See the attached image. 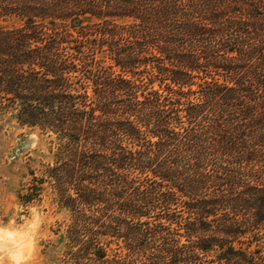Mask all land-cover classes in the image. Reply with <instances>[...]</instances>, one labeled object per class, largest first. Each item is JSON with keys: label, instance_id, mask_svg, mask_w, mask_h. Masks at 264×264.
I'll use <instances>...</instances> for the list:
<instances>
[{"label": "trees", "instance_id": "trees-1", "mask_svg": "<svg viewBox=\"0 0 264 264\" xmlns=\"http://www.w3.org/2000/svg\"><path fill=\"white\" fill-rule=\"evenodd\" d=\"M6 112L60 140L63 264H264V0H0Z\"/></svg>", "mask_w": 264, "mask_h": 264}, {"label": "rangeland", "instance_id": "rangeland-1", "mask_svg": "<svg viewBox=\"0 0 264 264\" xmlns=\"http://www.w3.org/2000/svg\"><path fill=\"white\" fill-rule=\"evenodd\" d=\"M59 142L12 112L0 115V264H63L66 258L73 211L49 181L27 197L38 185L34 177H46L53 165Z\"/></svg>", "mask_w": 264, "mask_h": 264}]
</instances>
